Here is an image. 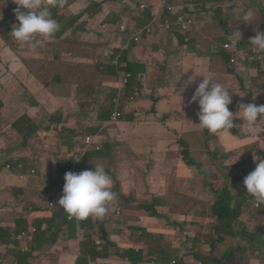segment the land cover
Wrapping results in <instances>:
<instances>
[{"label":"clouds","instance_id":"clouds-1","mask_svg":"<svg viewBox=\"0 0 264 264\" xmlns=\"http://www.w3.org/2000/svg\"><path fill=\"white\" fill-rule=\"evenodd\" d=\"M4 1L0 0L6 7L14 0H6L5 3ZM82 1L15 0L18 7L14 12L18 23L12 26L10 35L19 44L29 43L38 36L54 44L57 39L55 36H58L55 34L58 28H68L73 17V9ZM131 5L134 6V4ZM150 7V3H142L139 6L140 11H137L138 16L141 14L139 18L134 16L132 10H130V14L137 20H143ZM223 15L222 9H209L207 5L196 6L193 2L181 4L179 0H159L157 10L153 13L151 21L145 29L144 39L148 48L153 45L161 46L165 38H171L179 53L191 54L195 58L207 62V71L201 75L200 81L197 79V72L192 71L191 74L194 75L190 76L181 88V92H183L188 87H192L190 102L191 104L197 103L194 106L196 115L194 122L202 130L199 134L189 135L198 137V140L178 141L187 142L190 145V149L185 155L181 151V160L191 168L197 169L199 166L200 173L204 172L206 179V151L201 147L205 137L218 140L224 148L223 142L228 140L233 141L229 145H235L233 143L236 142L238 143L236 146H239V142L234 140V136L251 137L258 142L262 140L260 154L256 157H242L240 162L233 167L230 181L240 196H246L248 202L256 204L255 208H259L260 205L264 208V84L256 89L242 86L240 92L244 96L240 98L235 95V91L228 83L230 78L240 79L246 74L243 67L250 62V52L249 47H245L241 43L242 37L245 35L242 23L250 24L249 21L254 17L251 11L247 12L243 21L236 22V28L232 29L229 21L225 27L222 26ZM214 23L221 27V33L226 28L231 32V35L225 37L213 35ZM131 25L132 23L127 20L121 22L114 35L120 37L125 43H122L120 48L104 55L107 57L104 65L110 73L120 75L119 73L126 66L125 60L121 56L115 55L114 52L120 49L129 51L133 40L135 42L139 40L138 32ZM218 40H226L229 43L218 53L206 58L211 49L216 48L215 42ZM249 43L258 52L264 53V32L256 31V35L250 38ZM1 57L3 55H0V59ZM1 66L2 61H0V69ZM128 76L121 79L122 86L126 85L124 80L128 79L129 81ZM80 78L82 77L79 76L76 80L78 89L85 88ZM121 92L122 87L119 89L118 96L105 104L108 111L112 110V115L106 122H101L100 117L98 121L100 126L97 131L89 132V134L76 132L66 140L70 141L67 150L70 162L65 165H52L40 172L41 178L47 181L37 186V189L42 188V191L35 193L34 196L38 197L41 204L47 202L53 210L57 211L63 227L67 225L63 228L67 240L77 238L78 234L88 231L89 226L119 220L120 209H117L124 208V212L134 202L133 189L117 179V166L111 153L108 131L122 123L121 117H118V120H113L114 113L119 112L113 102L119 97L122 98ZM72 96L74 100L77 98L76 93L72 92ZM69 102L71 101L64 100L62 112ZM79 102L81 103L82 100ZM58 127L62 129L64 126L59 125ZM78 137L81 142H78ZM201 155H203L204 162L201 161ZM16 157L17 155H11L7 157V161ZM15 164L25 165L24 161L20 159L16 160ZM6 167L2 171L11 175L13 172H7ZM16 169L17 167L14 168L15 172ZM239 175L241 176L240 181L237 179ZM17 176L19 178L18 173ZM27 178L24 176V180L19 179V181L26 183ZM206 185L205 181V189ZM207 197L210 195H205V207L210 206V200H207ZM229 203L231 206L232 200L229 199ZM230 206L225 209L222 216L208 224L213 226V230L211 235H206L207 241L202 242L200 250L197 247H192L191 254L186 256H191L198 264H212L213 258L218 264H227L225 258L223 262H220L216 254L219 247L225 244L226 235L230 234L229 238L239 245L236 249L238 254L236 255L234 252L232 257L235 264L264 262V233L260 235V239H257L255 235L257 228L253 230L250 229L251 226L243 227L240 232L235 230L232 225H229L227 231L221 229L220 221L227 220L231 214ZM212 215L218 216L215 208ZM255 222L263 223L262 217L255 218ZM35 233L34 230L23 231L18 235L17 241L21 243L33 241ZM89 234L91 237L90 232ZM252 242H257V245ZM203 248H208L206 255H203V251H201ZM181 259L184 261V257ZM98 260L101 259L97 257L96 251L92 250L87 255L81 256L77 260V264H91ZM56 263L57 261L54 264ZM44 264L50 263L44 260Z\"/></svg>","mask_w":264,"mask_h":264},{"label":"rangeland","instance_id":"rangeland-1","mask_svg":"<svg viewBox=\"0 0 264 264\" xmlns=\"http://www.w3.org/2000/svg\"><path fill=\"white\" fill-rule=\"evenodd\" d=\"M179 1L181 4L186 3L184 0ZM2 8H5V6L2 5ZM249 11L251 9L245 7L241 18L243 19L244 15ZM133 14L136 15L137 11H133ZM1 26L2 24L0 23ZM66 31V29L58 28L55 33L58 35L55 36L58 40L55 44L46 45L40 49L42 52L40 59H33L31 55L32 49L28 43L19 44L16 41L10 42L11 44L8 48L10 58L7 60L1 57L0 59L2 61L0 69V165L4 166L7 157L17 155L16 158L6 162V165H12L13 173L11 176L2 173L4 167L0 166V227H8L14 230L25 209L14 198H10L12 196V189L6 186H9L11 182L17 183L19 187L25 186L27 189L25 194L32 198L34 191L37 190V186L47 181L41 178L40 171L52 165H65L71 161L67 153L70 141L66 140L70 139L76 132L89 134V132L97 131V128L100 126L98 121L105 107L104 102L114 87V81H101L95 76L93 70L91 72L87 71L89 68V58L83 55L101 53L100 49L94 48L96 43L87 40L86 47L89 48L81 49L83 54L81 55L79 48L73 47L76 34L69 33L67 37H63ZM115 32L116 29L111 31L110 41L114 40ZM3 34L4 28H0V50H2V45L6 43L2 39ZM117 40L120 41L119 38ZM45 41L43 39V42ZM31 42L37 41L33 40ZM228 43L226 40L216 41V48H212L206 55V58L218 53ZM66 46H69V50H71L70 54L74 55L75 58L65 61L54 59L53 55H62V50ZM15 56L18 58L17 63L22 62V65H18L12 60ZM191 56V54L188 55V57ZM156 63L158 66L155 68L151 63H129L125 67L127 71L136 69L143 72L144 70H148L147 85L142 80L143 76H139L144 87L143 95L138 97L140 99L137 103V117L138 115L141 118L145 117L148 111L151 114L153 122L152 126H150V135H147L144 128L138 124V121L134 120L133 125L127 124L128 129L124 134H121V137L125 142L122 146V153L133 155L138 150H145L148 152L146 156L147 163L155 166L156 171L162 172L164 169L158 166V163L161 162L163 166V158H166L167 161L172 160L175 166H179L181 151L185 155L190 149V145L187 142H178L180 129L177 123L181 119L180 114L182 112L189 114V120L196 117L193 110L197 103H192V107L186 111H176L173 108H169L167 111L157 112L156 104L151 108L150 106L153 103L160 100L161 95H164L165 99L169 101L172 96L179 95L187 103L192 98V94L183 92L185 95L181 96L179 90H177L178 83L185 70L182 65L172 63L169 66V59L166 57L158 58ZM17 67H22V71L16 73L10 71V69H16ZM261 68L262 65L259 57L255 58L254 67L250 65L246 66L250 75H256ZM52 72L54 73L52 74ZM79 72L89 74L88 78H80L83 86L94 89V92L88 94L90 97L88 101L80 104L74 101L72 92L68 88L77 78ZM248 81H252V79ZM125 82L126 80H124ZM97 86H100L101 89ZM65 99L71 101V104L63 108L66 124L60 129L54 123L52 124L51 115L61 112ZM176 105L179 106V104ZM28 121L37 125L44 124L40 126L36 134L31 135L33 130L28 127ZM15 127L18 128L15 129ZM158 136H161V140L167 146L165 155L161 154L157 156L153 153ZM234 137V140L239 142V146L229 145L225 146V148L220 145L218 140L205 137L201 147L206 151V179L199 176V179L193 185V190L195 192L204 191L206 196L210 195V197H207V200H210V206H206L205 211L211 221L216 220L224 214L225 209L222 206L223 197L232 200L230 206L231 214L223 224L227 226L232 225L238 232L247 226H251L250 229L253 230L257 228L255 235L257 239H260V235L264 233V225L260 222H255V218L262 217L264 221V208L262 205L259 208H255V203L248 202L246 196H240L239 192L233 188L230 176L232 175L233 167L240 162L242 157H256L260 154L263 141L260 140L258 142L251 137ZM79 138L78 142H81ZM19 159L24 161L25 165L16 164V172L20 176H27L31 184L34 183L36 178L37 185L34 184L32 187H28L25 184H20L17 173L14 171V163ZM33 171L36 174L35 178L30 177ZM183 175V172H176L174 176L169 178L170 183H173L174 179L181 180ZM205 181L207 182L206 189ZM176 191L181 193V195L172 194L173 196L177 198L183 196V192L180 189H176ZM240 191L242 192V189ZM168 193V190L164 193L166 199H169ZM166 199L157 198L154 200L153 205L154 208H157V211L153 216L157 215L160 218L163 214H166L163 221L167 222H164L163 225L165 224L167 227H181L183 223L179 219L177 208H171L170 210L171 206L169 207ZM214 208L220 213L217 217L212 215ZM151 211L154 213L153 209ZM130 219H136V217L131 215ZM133 225L135 226V224ZM139 227H142V225ZM27 230L30 231L29 228L24 231ZM212 230L211 228H203L199 232L211 235ZM184 231L188 235L191 232H195V230L185 226ZM215 234H217L216 231ZM229 236L230 234L226 235L227 238ZM185 240H187V237L182 230V237L178 241L185 243ZM193 241L191 246L200 249L202 242L207 241V236L195 234L193 235ZM172 243L173 241L167 233H158L146 229L143 231L141 241V245L145 251L140 250V255H144L136 264H169L173 257L171 251ZM252 243L257 245V242ZM2 254L3 245H1L0 249V263L4 261ZM34 258L36 260L34 264H44V260H47L50 264H54L55 262L54 258L44 259V254H35Z\"/></svg>","mask_w":264,"mask_h":264},{"label":"crops","instance_id":"crops-1","mask_svg":"<svg viewBox=\"0 0 264 264\" xmlns=\"http://www.w3.org/2000/svg\"><path fill=\"white\" fill-rule=\"evenodd\" d=\"M184 1L186 2L185 4L193 2L196 6L207 5L209 9H222L224 16L230 17L228 20L230 25L231 22L236 23L241 20L243 21L241 14H243L245 7H249L253 13L254 18L249 22L258 24L257 13L260 8L259 5L264 4V0H220L219 2H212V0ZM158 2L159 0H152L151 5H154L155 8L150 7L144 15V19L137 20L132 17L130 10H128L126 6L127 3L133 4L131 0H83L73 9V17L68 28H66L67 31L63 37H67L69 33H75L76 39L74 40L73 47H76L77 49L79 48V45H86L87 40L95 42V46L98 44H106L107 46L105 48H101V54L104 53L103 55H106L112 50L120 48L122 46L121 44L124 43L120 37H114V40L110 41L111 31L113 29H117L124 20H127L132 24H148L151 21L153 13L157 10ZM2 5L3 2H0V23L3 24L6 18L4 16ZM220 28V26L214 23L212 34L220 35ZM118 38L120 41L117 40ZM57 40L58 39L55 40V43ZM9 47L10 43L6 42L3 48V57L7 60L10 58L8 54ZM66 48L69 49V46H66ZM84 48L87 49L89 47ZM81 49L79 48V50ZM248 50L250 52V62L247 65L254 67L255 58L259 57L262 68L256 75H250L246 69V65L243 67V71L246 72L243 78H230L228 80L230 87L235 91V95L240 98H243L244 96V94L240 92L242 86L256 89L264 84V53L258 52L251 46H249ZM70 51L71 50H69V52L62 51V55L68 59L75 58L74 55L70 54ZM147 51L151 59L166 57L169 59V64L178 63L184 67L185 70L180 78L177 88L181 96L185 95L183 92L191 94V86L183 92H181V88L184 86L185 81H187L190 76L194 75L191 74L192 71L197 72L198 81L202 78L201 75H204L207 71L206 61L199 60L193 55L188 57V55L179 53L175 42L171 38H165L161 46L153 45L148 47ZM39 54L42 55V52L39 51ZM12 60L18 65L23 64L22 62L17 63L18 58L16 56L12 58ZM151 63L158 66L154 61H151ZM10 71L16 73L18 71H22V67H17L16 69L12 68ZM138 72L141 76L148 74V70ZM251 79L252 81H248ZM146 81L143 80L145 84ZM68 88L73 93L78 91L77 84L70 85ZM155 104L157 105V112L167 111L169 108H173L176 111H186L192 107L191 102H185L181 99V97H179V95L172 96L170 101L166 100L164 95H161L160 100L153 103L150 107L152 108ZM176 104H179V106ZM193 111L195 113V108ZM180 117L181 119L177 123L180 129V136L177 140H198V137L195 138L189 136L199 134L202 131L194 122L195 117H193L192 120H189V114L186 112H182ZM152 122L153 119L151 118V114H149V121L147 122L148 127L144 129L147 135H150L151 133L150 126H152ZM127 129V126L121 123L117 127L108 130L111 153L117 166V179L125 186L132 188L135 197L132 206L125 209L124 212V208L122 209L120 207L117 209H120V219L107 222L105 224L89 226L88 231L78 234V237L73 240H69L70 242L68 244L58 243L52 246H43L41 243L37 242L36 236L33 241L22 243L17 241L18 235L25 229H28L26 225L28 223L35 222V217H29V209L25 208L24 212H22V217L18 222V225L14 230L8 227H0V229H10L9 232H0V249L1 245H3L2 257H4V261L0 264H34L36 261L34 258L35 254H44V259L54 258L55 261H57L56 264H77V260L81 256L87 255L92 250L96 251L97 257L101 260L92 262L91 264H136L144 255H140V250H144V247L141 245V241L143 238V231L146 229L170 235L173 241L171 245L173 257L169 264H174L175 262L176 264H198L191 256H186L191 254V249L194 247L191 246V243L194 242L193 235L202 234L203 236H206L207 233H201L199 230L203 228H213V226L208 225L213 221L209 219V216L205 211V192H195L193 190V185L196 180L199 179V176L205 178L204 172L200 173L199 166L197 169L187 166L181 160V154L179 166H175L172 160L167 161L166 158H163L162 161L164 162V165L162 166L160 162L158 163V166L163 167L164 170L162 172H158L156 171L155 166L147 163V151L138 150V152L133 155H126L122 153V146L125 142L122 139L121 134H124ZM231 142L233 141L228 140L223 143L227 146L231 144ZM233 144L238 145L236 142ZM166 150V144L161 140V136H158L157 143L153 148V153L157 156L161 154L165 155ZM201 161L204 162L203 155H201ZM178 171L184 173L182 179H174L173 183H170L169 178L174 176V174ZM2 173L9 175L4 171H2ZM20 184L26 185V183L21 182ZM176 189H180L183 192L182 197L177 198L172 195H181V193L177 192ZM167 190L169 191V199H166L164 195ZM39 191H42V188L34 191V194ZM34 194L32 197L33 199ZM157 198L166 199L169 203V207L171 206L170 210L171 208H177L179 219L183 223V225L181 224V227H167L165 224L163 225L164 222H167L163 221L166 214H163L160 218L157 217V215L153 216L157 211V208H154L153 202ZM184 198H188L190 200L185 203L183 202ZM17 202L20 203L19 201ZM151 209H153L154 213ZM53 213L59 217L56 210H53ZM48 215L50 216V214ZM131 215H134L136 219H130ZM133 224H135V226ZM140 225H142V227H139ZM65 226L67 225H64V227ZM184 226L195 230V232H191L188 235L184 231ZM181 229L187 237L185 243L178 241V239L182 237ZM89 232L91 233V237L89 236ZM232 247H234V249H232ZM238 247L239 245L231 238H227L225 244L219 247V249L227 253V255L224 256L225 260L228 262L227 264H235V260L232 259L231 253L236 252L237 255L238 252L236 249ZM201 251H203V255H206L208 253V248H203ZM182 257H184L185 262L181 259ZM254 264H264V262H255Z\"/></svg>","mask_w":264,"mask_h":264},{"label":"trees","instance_id":"trees-1","mask_svg":"<svg viewBox=\"0 0 264 264\" xmlns=\"http://www.w3.org/2000/svg\"><path fill=\"white\" fill-rule=\"evenodd\" d=\"M6 1V0H5ZM4 1V3H5ZM220 0H212V2H219ZM131 2L134 4V6H132L131 4L127 3L126 6L128 8V10H132L133 11H140L139 6L142 3H152V0H131ZM139 4V5H138ZM18 7V5L15 3L14 1H11L10 3H8L6 5V7L4 8V16L6 18L5 22L2 24V26L0 28H4V34L2 36V39L8 43L12 42V41H16L13 37H11L10 33L12 30V26L16 23H18V21L16 20L15 17V12L14 10ZM152 8H155L154 5H151ZM259 11L257 13V21L259 22L257 23H253L250 22V24H246V23H242V29L245 33L244 37H242L241 43L245 46V47H249L251 46L249 43L250 38L254 37L256 35V31L257 32H264V4L259 5ZM26 11V10H25ZM55 13V11H54ZM135 16V15H134ZM138 13L136 14V18L141 17V14L138 16ZM229 16L225 17L223 15L222 18V26L225 27V24L228 22L229 20ZM133 27V29H135L138 34H139V40L138 42H135V40H133L132 42V46L130 48V50H117L114 52L115 55H119L121 56L125 62H126V66L129 63H151V61H154L156 63L157 59L150 57L148 51H147V44L146 41L144 39V35H145V29L147 27V24H132L131 25ZM231 27L232 29L236 28V23L235 22H231ZM231 35V32L228 31L226 28H224V31L218 35L219 37H225V36H229ZM34 40H36L37 42H29V47L32 49L31 55L33 57V59H40L42 57L41 54H39V51L42 47L46 46V45H53V43L50 42H43V38L41 37H36ZM125 43V41H124ZM6 44V43H5ZM5 44L2 45V50H0V55H4V46ZM11 44V43H10ZM45 44V45H44ZM107 45L106 44H98L97 46H94V48L100 49L101 48H105ZM80 49L86 47V45H79L78 46ZM62 51L64 52H69L68 48H64ZM81 55L82 52L80 50ZM104 53H99V54H94V55H83L85 57L89 58V68H88V72H91L92 70L95 72V76L102 80H109V81H114V87L112 88V92L109 94V96L107 97L106 101L104 102V104L109 103V101H111L113 98L118 96V92L119 89L122 87V92H121V99H122V103L119 106V113L121 115V122L122 124L126 125L129 124L130 126L134 124V120L138 121V124L146 129L148 127L147 122L149 121V112L147 111L145 117H140L138 115L137 117V103L138 100L140 98H138L139 96L143 95V87L144 84L143 82L139 79V72L136 69H133L131 71H127L125 70V67L123 68V71L121 73L118 74H114L113 72L110 73L108 72V70L106 69L104 63L107 60V57H105L103 55ZM54 59L57 60H61V61H65L68 60V58H65L62 55H53ZM151 60V61H150ZM96 62H98L96 64ZM78 64V62H77ZM152 66L155 68L156 65L151 63ZM79 65V64H78ZM170 66V64H169ZM54 72H52L53 74ZM88 73L87 74H82V73H78V76L84 77V78H88ZM127 75L130 76V80L128 81V83L125 86H122L121 84V79L123 77H126ZM77 78L71 83V85H75L76 84V80ZM146 78H148V74H145L142 77V80L146 81ZM99 87V86H98ZM99 89H101L99 87ZM94 92V89L91 88H79L78 91H76L77 94V98L74 100L76 103L80 104L79 101L82 100L81 103H86L88 101V99L90 98L88 94ZM71 104V102H69L67 105ZM112 115V110L108 111L105 107L102 110V115L100 116L102 120H100L101 122H106L107 119L109 117H111ZM51 122L52 124L54 123L56 126L59 125H63L65 126L66 124V118L65 116H63V112H56L54 114L51 115ZM44 123H41L39 125L37 124H33L31 121L27 122L28 127L33 130V132L31 133V135L36 134L37 130L40 128V126H42ZM18 127H15V129H17ZM94 129V128H92ZM8 162V161H6ZM6 162L3 165H0L1 167H5L10 165L12 167L11 164H7ZM16 164L14 163V168H16ZM41 172V171H40ZM39 172V174H40ZM7 176H11V175H7ZM31 178H35L36 174L34 173V171L32 172V175L30 176ZM13 179V177H12ZM237 179L240 181L241 180V176L239 175L237 177ZM37 185V181L35 178L34 183H30L29 179L27 178L26 180V185L28 187H32L33 185ZM6 187H11L12 189V196H10V198H14V200L19 201L22 205H24V207L26 209H29V217L34 218L35 217V222L33 223H28L26 226L30 229V230H34L36 233V240L37 242L41 243L43 246L45 245H55L58 243L61 244H68L70 241L65 239L64 236V231H63V223L61 222V220L59 219V217L53 213V209L51 208V206L46 202L45 204H41L38 201V197L34 196L33 198L28 197L25 193L27 191L25 186H21L19 187V185L17 183H9V186ZM235 189V188H234ZM250 196V195H249ZM251 197V196H250ZM190 199L188 198H184L183 202H187ZM222 206L224 207V209H226L227 207L230 206L229 203V199L223 197L222 199ZM50 214V216L48 215ZM220 213H218L219 215ZM227 220H221V224L220 227L221 229L227 231L229 229V225H225L223 223H225ZM262 225H264V221L262 223ZM4 231V232H9L10 229H6V228H1L0 232ZM227 253H225V251H222L221 249L218 250L216 256L219 258L220 262H223L224 260V256H226ZM234 256V253H231V257ZM212 264H218L216 259L213 258L212 259Z\"/></svg>","mask_w":264,"mask_h":264},{"label":"built area","instance_id":"built-area-1","mask_svg":"<svg viewBox=\"0 0 264 264\" xmlns=\"http://www.w3.org/2000/svg\"><path fill=\"white\" fill-rule=\"evenodd\" d=\"M128 78H129V80H130V76H128ZM128 83V79L126 80V82H125V84H127ZM114 106H115V108H116V106H117V108L119 109V106L121 105V103H122V99L119 97L118 99H116V100H114ZM118 117L120 118L121 117V115H120V113L118 112V113H114V115H113V120H118ZM6 171L7 172H11L12 171V167L10 166V165H8L7 167H6ZM19 179L22 181V180H24V176H20L19 175Z\"/></svg>","mask_w":264,"mask_h":264}]
</instances>
